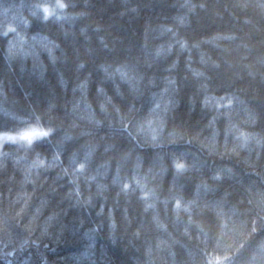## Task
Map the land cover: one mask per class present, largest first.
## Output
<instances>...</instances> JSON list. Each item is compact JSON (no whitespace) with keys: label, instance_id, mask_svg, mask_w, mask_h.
<instances>
[{"label":"trees","instance_id":"16d2710c","mask_svg":"<svg viewBox=\"0 0 264 264\" xmlns=\"http://www.w3.org/2000/svg\"><path fill=\"white\" fill-rule=\"evenodd\" d=\"M32 125L0 264H264V0H0V133Z\"/></svg>","mask_w":264,"mask_h":264},{"label":"snow or ice","instance_id":"6c2138e0","mask_svg":"<svg viewBox=\"0 0 264 264\" xmlns=\"http://www.w3.org/2000/svg\"><path fill=\"white\" fill-rule=\"evenodd\" d=\"M61 7H64L63 4H61ZM44 12L47 17L49 13V9L47 6H44ZM52 129H46L37 125H32L27 128H23L16 134H4L0 133V141L7 140V141H16L20 140L25 142L28 146H31L37 139L42 137H47L50 135ZM51 164H49L48 160L46 158H35L32 160V162L28 165L27 175L30 176L32 171H39L42 168L50 167ZM83 165H77V170L83 169ZM39 211V210H37ZM51 219V217H50ZM86 255V254H85Z\"/></svg>","mask_w":264,"mask_h":264},{"label":"rangeland","instance_id":"374dc122","mask_svg":"<svg viewBox=\"0 0 264 264\" xmlns=\"http://www.w3.org/2000/svg\"><path fill=\"white\" fill-rule=\"evenodd\" d=\"M11 134H16V133H11ZM4 141H7V140L0 141V146L2 143H4ZM9 142H13V141H9ZM15 142H20V140H16Z\"/></svg>","mask_w":264,"mask_h":264}]
</instances>
